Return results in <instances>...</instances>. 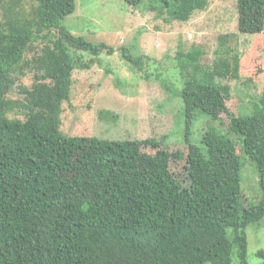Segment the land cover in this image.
I'll return each mask as SVG.
<instances>
[{
	"label": "trees",
	"instance_id": "obj_1",
	"mask_svg": "<svg viewBox=\"0 0 264 264\" xmlns=\"http://www.w3.org/2000/svg\"><path fill=\"white\" fill-rule=\"evenodd\" d=\"M18 1L0 0V264H264V249L255 252L259 262L249 261L246 236L264 217V89L251 95L250 113L227 103V80L240 77L249 56L225 46V34L216 49L224 54L207 65L197 43L177 49L183 140L78 136L65 117L73 70L107 68L100 55L114 48L63 23L76 0H35L28 11ZM131 2L187 22L210 0ZM236 7L239 33L264 30V0H236ZM40 40L28 63L31 86L18 85L20 95L10 97L29 42ZM121 50L130 67L172 94L162 71L144 69V60ZM199 118L202 126L193 128ZM196 129L200 143L191 141ZM243 156L260 188L252 205L243 199ZM171 160L183 164L186 181L166 189L167 178L161 186L157 175ZM171 202L182 207L174 212Z\"/></svg>",
	"mask_w": 264,
	"mask_h": 264
},
{
	"label": "rangeland",
	"instance_id": "obj_2",
	"mask_svg": "<svg viewBox=\"0 0 264 264\" xmlns=\"http://www.w3.org/2000/svg\"><path fill=\"white\" fill-rule=\"evenodd\" d=\"M18 3L28 11L36 1L19 0ZM156 15V11L143 9L131 0H76L74 13L66 16L63 23L75 34L87 35L92 42L104 41L114 51L100 55L107 68L92 63L90 68L74 69L71 106L65 104L66 125L70 134L110 140L144 139L168 134L171 142L183 140L185 124L179 109L182 101L180 99V103L177 94V88L182 83L179 81L180 70L174 65L176 51L180 48L186 51L195 42L205 50L200 64H210L218 53L219 36L224 34L227 35L225 46L233 48V52L241 58L249 56L248 60H242L244 68L240 77L227 80L231 86L228 106L232 111H252L254 102L251 95L260 94L264 89V30L250 35L238 32L236 0H210L204 10L196 11L187 22L171 19L166 14L167 19ZM29 44L22 72L15 75V85L12 95H9L12 98L20 95L18 85L31 86L34 80V69L28 63L40 52L44 42L31 41ZM122 46L144 60V69L162 71L165 74L163 77L173 85L170 89L172 94L166 91L160 80L147 78L143 70L130 67L122 54ZM201 120H196L193 128L202 126ZM223 120V126H226L228 118L223 116ZM199 134L197 129L194 130L191 137L193 143H200ZM230 137L234 140L236 136L232 134ZM241 162L244 203L252 205L257 203L256 197L260 195L257 174L246 156L241 158ZM182 172L183 164L171 160L168 169L157 175L159 185H164L162 177L167 178L166 189L172 188L176 179L186 181ZM172 174V177H165ZM170 205L174 212L182 207L174 202ZM246 236L249 261L259 262L255 252L264 249V217L257 225L246 229Z\"/></svg>",
	"mask_w": 264,
	"mask_h": 264
},
{
	"label": "clouds",
	"instance_id": "obj_3",
	"mask_svg": "<svg viewBox=\"0 0 264 264\" xmlns=\"http://www.w3.org/2000/svg\"><path fill=\"white\" fill-rule=\"evenodd\" d=\"M68 16V15H67ZM74 71V70H73Z\"/></svg>",
	"mask_w": 264,
	"mask_h": 264
}]
</instances>
